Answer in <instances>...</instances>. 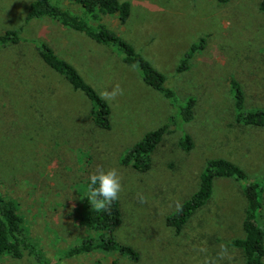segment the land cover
Masks as SVG:
<instances>
[{
	"label": "rangeland",
	"instance_id": "374dc122",
	"mask_svg": "<svg viewBox=\"0 0 264 264\" xmlns=\"http://www.w3.org/2000/svg\"><path fill=\"white\" fill-rule=\"evenodd\" d=\"M31 1L0 0V33L19 29L16 43L0 46V193L16 202L40 263L25 251L21 259L0 257V264H243L244 251L230 241L247 238V186L257 199L253 219L264 231V128L235 121L228 82L232 77L240 84L245 109L264 108L260 0H125V23L100 16L164 76L173 106L142 82L136 67L122 62L115 46L49 19L24 23ZM50 2L94 26L79 4ZM200 39L203 46L178 72L188 46ZM40 42L99 95L116 85L123 89V95L105 100L108 130L92 124L86 97L43 62L36 51ZM188 97L194 99L192 118L172 119L150 168L122 165L125 151L144 132L168 122ZM184 132L193 141L188 151L176 145ZM218 157L235 163L245 177L213 179L207 202L174 232L167 215L195 190L205 163ZM98 166L116 168L122 177L114 235L137 251L136 260L99 248L69 252L96 237L84 217L91 208L86 183ZM262 241L264 246V235Z\"/></svg>",
	"mask_w": 264,
	"mask_h": 264
},
{
	"label": "trees",
	"instance_id": "16d2710c",
	"mask_svg": "<svg viewBox=\"0 0 264 264\" xmlns=\"http://www.w3.org/2000/svg\"><path fill=\"white\" fill-rule=\"evenodd\" d=\"M81 6L83 14L89 18L93 25L88 24L82 18L69 11L52 4L50 0H32L26 9L24 23L33 18H45L58 23L60 26L83 33L86 37L96 43L115 46L121 54V60L128 66L138 69L142 82L154 91L158 92L168 103L173 106L174 92L164 85V76L144 59L125 39L116 32L100 22L101 15H114L118 22H126L130 5L125 0H68ZM224 2L225 0H219ZM259 8L264 10V0L259 1ZM18 30L9 29L0 33V46L14 44L18 41ZM203 46L200 39L188 46L183 58L178 63L176 70L183 71L187 67V61ZM36 51L43 62L61 75L73 90L80 91L90 103L89 115L92 124L102 130L110 127L109 107L105 100L83 80L77 70L66 60L57 56L45 43L36 46ZM229 89L232 92V108L235 121L242 125H250L264 128V108H244V93L240 84L229 78ZM194 99L188 97L183 105H179L175 116L169 121L154 129L143 133L142 137L130 146L120 158V163L134 170L146 171L150 168V159L155 152L164 135L171 131L169 129L172 119L179 118L182 122L190 120L193 116ZM177 147L182 151H188L192 145V138L187 133H182L176 139ZM216 177H233L241 179L244 176L238 166L225 158H212L208 160L198 175L195 190L166 217V223L172 227L174 232H179L188 218L201 206H203L211 193L212 181ZM245 179V178H244ZM89 180L86 185L88 186ZM244 196L249 206L250 213L242 223L247 238L232 239L230 244L240 247L243 251V264H262L264 256L263 235L264 231L255 219L252 211L257 207L256 194L251 186L244 188ZM91 205V204H90ZM85 224L95 232L96 237L81 241L79 245L70 248L71 253H84L95 248L105 251H115L131 260L138 258L137 251L129 245L117 241L114 230L121 220L119 201L116 200L105 211L90 208L85 215ZM34 253L40 263V255L34 250L21 216L18 214L16 202L0 193V257L9 256L21 259L24 253Z\"/></svg>",
	"mask_w": 264,
	"mask_h": 264
},
{
	"label": "clouds",
	"instance_id": "9594fccd",
	"mask_svg": "<svg viewBox=\"0 0 264 264\" xmlns=\"http://www.w3.org/2000/svg\"><path fill=\"white\" fill-rule=\"evenodd\" d=\"M118 95H123V89L116 85L110 92L104 91L100 93L103 100H114ZM87 186L86 196L92 208L98 211H105L119 199L120 193L123 191L122 177L116 168L104 170L102 167L90 174ZM141 202H144L143 199Z\"/></svg>",
	"mask_w": 264,
	"mask_h": 264
}]
</instances>
